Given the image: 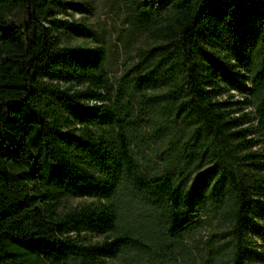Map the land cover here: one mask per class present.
I'll list each match as a JSON object with an SVG mask.
<instances>
[{"label":"trees","instance_id":"trees-1","mask_svg":"<svg viewBox=\"0 0 264 264\" xmlns=\"http://www.w3.org/2000/svg\"><path fill=\"white\" fill-rule=\"evenodd\" d=\"M119 2L112 80L86 2L0 0V264H264V0Z\"/></svg>","mask_w":264,"mask_h":264},{"label":"rangeland","instance_id":"rangeland-1","mask_svg":"<svg viewBox=\"0 0 264 264\" xmlns=\"http://www.w3.org/2000/svg\"><path fill=\"white\" fill-rule=\"evenodd\" d=\"M69 2H86V9L81 12L74 11L66 6V13L59 5L55 4L53 10L56 16L61 19L85 22L89 24L97 33V40L90 37L84 38L59 30L62 42L85 43L88 45L102 44L107 50V66L110 70L111 79L118 75L121 59L125 58L123 40L127 35L126 26L123 24L124 12L119 5V0H66ZM148 1V0H143ZM132 45L136 43L132 41ZM129 51L133 52V49ZM79 199L71 200L70 204L75 205ZM96 239L98 237H95Z\"/></svg>","mask_w":264,"mask_h":264}]
</instances>
